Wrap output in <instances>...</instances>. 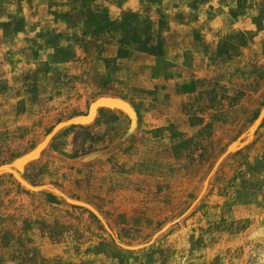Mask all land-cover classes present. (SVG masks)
<instances>
[{"label":"rangeland","instance_id":"1","mask_svg":"<svg viewBox=\"0 0 264 264\" xmlns=\"http://www.w3.org/2000/svg\"><path fill=\"white\" fill-rule=\"evenodd\" d=\"M0 264H264V0H0Z\"/></svg>","mask_w":264,"mask_h":264}]
</instances>
